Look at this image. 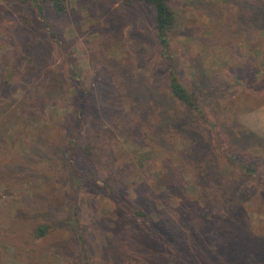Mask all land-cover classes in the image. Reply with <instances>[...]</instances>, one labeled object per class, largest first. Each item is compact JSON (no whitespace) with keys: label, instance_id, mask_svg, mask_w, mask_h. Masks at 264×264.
I'll return each mask as SVG.
<instances>
[{"label":"rangeland","instance_id":"rangeland-1","mask_svg":"<svg viewBox=\"0 0 264 264\" xmlns=\"http://www.w3.org/2000/svg\"><path fill=\"white\" fill-rule=\"evenodd\" d=\"M172 7L170 67L236 150L234 163L219 155L210 127L166 93L150 7L67 0L64 19L46 10L55 43L31 5L0 0V264H81L80 249L85 264H145L155 249L136 224L125 239L114 205L71 189L63 148L81 97L88 122L93 116L115 137L117 158L133 170L128 182L173 249L195 264H264V0H172ZM120 93L130 103L109 109ZM120 115L181 140L169 155L140 151L132 129L118 132ZM40 225L49 230L36 238Z\"/></svg>","mask_w":264,"mask_h":264},{"label":"trees","instance_id":"trees-1","mask_svg":"<svg viewBox=\"0 0 264 264\" xmlns=\"http://www.w3.org/2000/svg\"><path fill=\"white\" fill-rule=\"evenodd\" d=\"M14 1L20 5H31L36 11L37 19L42 23L48 37L53 42H57L55 33L45 18V14L46 10H49L57 19L66 18L68 12L67 0ZM135 2L143 3L153 11L154 34L159 45L160 56L166 63V93L175 102L192 113L201 124H207L210 127L217 152L224 160L234 163V159L239 156L235 155L236 150L227 145L226 140L223 141L220 133L212 127V123L208 124L201 108L199 96L195 91L186 88L180 82L175 71L170 67V57L168 55L169 36L176 28V17L172 7V0H127V6ZM128 103H130L129 100L125 95L122 98V93H120L114 95L113 100L109 101L108 108L112 109L115 106L119 108L123 104L127 105ZM83 105L84 98L81 97L78 99L76 108L73 111L74 115L72 116L69 131L65 136V146L63 148L64 173L70 180L71 189L74 192L91 193L114 205L121 214L119 219L124 225L125 239L128 242L133 239L132 226H128L129 224H136L154 240L155 249L149 253L145 264H195L193 256L188 251L176 250L169 245L163 232L154 223L152 215L143 205L135 182H128L132 180L131 173L133 170L130 166L127 167L124 161L117 158L121 151L115 140H112L115 137H111L108 129L101 127V124L94 125V121L91 119L94 118L93 116H90V121L88 122ZM116 117L122 121L118 132L131 135L126 132V129H132V137L135 139L140 151L144 147H158L163 148L169 155L170 147L173 143L181 140L179 133L177 136H173L171 134L172 131L153 130L151 125L141 122L138 115L136 117L134 115V118L126 115ZM104 118L112 121L114 117L105 116ZM153 121L152 123L154 124L155 122ZM85 123L88 125L85 126L84 130ZM113 127L115 126L113 125ZM236 166L245 174L253 173V170L244 163ZM171 171L177 170L172 167ZM72 208L77 214L75 205ZM72 227L75 234V244L80 247L83 243V237L79 233L76 223ZM48 230L47 226L40 225L34 230V236L36 238L45 237ZM80 252L81 264H85L83 262L84 253L82 249L79 251V258Z\"/></svg>","mask_w":264,"mask_h":264}]
</instances>
